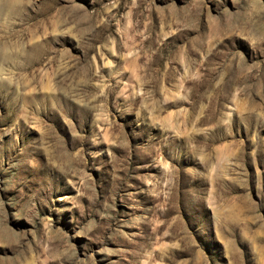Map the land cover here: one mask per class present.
<instances>
[{
  "label": "rangeland",
  "instance_id": "obj_1",
  "mask_svg": "<svg viewBox=\"0 0 264 264\" xmlns=\"http://www.w3.org/2000/svg\"><path fill=\"white\" fill-rule=\"evenodd\" d=\"M0 264H264V0H0Z\"/></svg>",
  "mask_w": 264,
  "mask_h": 264
}]
</instances>
